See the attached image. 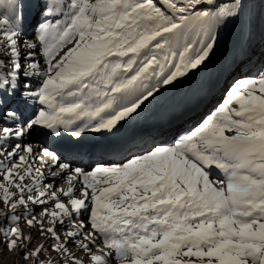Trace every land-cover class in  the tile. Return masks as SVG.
<instances>
[{
	"label": "snow or ice",
	"instance_id": "snow-or-ice-1",
	"mask_svg": "<svg viewBox=\"0 0 264 264\" xmlns=\"http://www.w3.org/2000/svg\"><path fill=\"white\" fill-rule=\"evenodd\" d=\"M252 6L0 0V246L24 264H264V68L193 129L144 139L116 163L83 168L25 143L36 130L75 150L86 133L114 135Z\"/></svg>",
	"mask_w": 264,
	"mask_h": 264
},
{
	"label": "bare ground",
	"instance_id": "bare-ground-1",
	"mask_svg": "<svg viewBox=\"0 0 264 264\" xmlns=\"http://www.w3.org/2000/svg\"><path fill=\"white\" fill-rule=\"evenodd\" d=\"M244 18L245 17H242L241 21H239V24H238L239 27H235L231 30H228L227 34L223 36H221V33L219 34L217 44H216V47L214 48L213 53L202 66H200L196 70L189 72L184 78H182V80L179 83L176 84L175 87H169L167 90H162L159 96H157L155 100L146 102V104L142 106V110H138L139 115H135L134 118H130L128 121L122 122L121 126H119V130L114 135H109L107 133L89 132L90 135L92 134L93 137H95L98 140L108 139L113 136L115 137L127 136L128 135L127 133H130L132 129L137 130L147 125L148 122H154V123H158L157 124L158 127H161V128L165 127L166 129L160 131L158 134L154 136L149 131H144L142 133L137 131L136 134L138 135V140L134 143L141 144L144 139H151L152 137H156L158 139L160 137H165V139L162 138L159 140L171 143L174 139L177 138V136L196 127L207 115H209L212 111L215 110L218 103L216 104V106L212 109V111L209 114H206L205 116L203 115L200 116L201 115L200 113L206 109L207 104L211 103L212 105L216 103L217 95L219 94L221 88L227 83L228 76L242 72L243 67H246L244 68L246 72L242 74L243 76H246V75L255 76L258 69L264 68V53L258 54V55H262L263 58L259 56V58L256 59L257 60L256 63H254L256 60L253 56V52L256 50H259L264 45V13H262V16H260V19L257 18L259 22L256 20L248 21L247 18L246 19ZM37 19L38 17L36 15V10L34 8H29L28 9L29 26L27 28V33L30 31V34H32V30L36 24ZM247 22L250 23L249 24L250 34L247 36L246 31H245L244 33L247 36V38L244 40V42H240L236 40L232 43L230 47L232 57L230 56L229 60L222 64L220 62V56L223 53V51H225L224 49L226 48V45L230 43L229 36L234 35L235 30L237 28H238L237 32L246 30L247 25H248ZM27 33L25 35V39H28L31 37V35L28 36ZM226 38H227V44L222 48L220 52L221 54L219 55L218 60H215L213 62L215 56L218 54ZM256 45H260V47L256 48ZM212 62L214 65L210 73H208L201 79L198 78L197 80L195 79L192 80L195 76L203 75L204 72L206 73L209 65ZM250 62L252 64L254 63L255 65H252V64L248 65L250 64ZM242 75L238 77L237 79L243 77ZM191 80L192 82L190 83ZM184 87L187 89L181 91V89ZM164 96L166 97L165 100H163L159 105H157L155 109H151ZM173 96H177L176 99L173 100L175 102L173 101L169 102V99H171ZM181 105H184V108L181 112H178L179 107ZM162 110L165 111V113H168L170 110H173V111H171L168 114H162ZM165 122H166V125H165ZM31 136H36L40 139H43L47 145V146L45 145V148H48L50 152H53V145H54L55 147L54 150H59V152H56V153L62 154V156L64 155L67 157L71 156V158L77 157V156L68 154V153L72 154L73 150L76 147L75 142L68 141V140H72V138L69 136H64L58 140L55 139L54 141H52V137H49L43 134L41 130L34 131V133ZM25 143L31 144L33 146L32 143L28 142V138L26 139ZM98 146L99 144L89 145V147H91V149L93 150H96ZM40 149L41 147H38V149H34V150L37 153H40ZM125 153L129 154V148L124 150L123 155L116 156L114 158L110 157L108 160H105V161H102L100 159L99 162L100 163L119 162L123 160L122 157L125 155ZM82 156L83 155H80L78 158H81ZM86 156L90 158L89 154ZM92 157L93 156H91V158ZM43 158L49 163L53 162L54 160V156L51 154L45 155ZM95 158H99V157H95ZM76 166L88 168V167H85L84 164H78ZM46 170L47 169H45L46 174L49 172L55 171V169H52V168H50L48 172H46ZM212 171H213L214 179H221V174L218 171H216L215 169H213ZM50 181H51V178L49 177V179L46 182H50ZM59 187H67V185L60 184ZM76 187L77 188L80 187L79 182H77ZM104 250L108 251V249L106 248Z\"/></svg>",
	"mask_w": 264,
	"mask_h": 264
},
{
	"label": "rangeland",
	"instance_id": "rangeland-1",
	"mask_svg": "<svg viewBox=\"0 0 264 264\" xmlns=\"http://www.w3.org/2000/svg\"><path fill=\"white\" fill-rule=\"evenodd\" d=\"M252 8H251V11H250V14H248V15H246L245 16V18L244 19H246L247 18V20L248 21H250V20H256V21H258V19L257 18H259L260 19V16H262V13H264V5L263 4H261L260 3V0H252ZM239 21H241V18L240 19H237V20H233V21H231L225 28H223L221 31H220V33H221V36H223V35H225V34H227V32H228V30H231V29H233V28H235V27H239L238 26V24H239ZM259 22V21H258ZM257 22V23H258ZM248 23V25H247V29L246 30H242V31H238L237 32V29L235 30V33H234V35H232V36H229V41H230V43H228L227 44V38L225 39V41H224V43L222 44V47H221V49L219 50V52H218V54L215 56V58H214V60H213V62L215 61V60H218V57H219V55L221 54L220 52H221V50H222V48L226 45V48L224 49L225 51H223V53L221 54V56H220V62L223 64L224 62H226V61H228L229 60V58H230V56L232 55V53H231V45H232V43L234 42V41H240V42H244V40L247 38V36L250 34V26H249V22H247ZM233 26V27H232ZM246 31V35H245V32ZM29 33V34H28ZM27 33V35L28 36H30V35H32V34H30V31ZM220 36V37H221ZM260 47V45H256V48H259ZM264 53V45L259 49V50H256V51H254L253 52V56H254V58H255V60L257 59V58H259V56L261 57V58H263V56L262 55H258V54H263ZM253 56H251V57H253ZM258 56V57H257ZM232 57V56H231ZM251 59V58H250ZM263 61V60H262ZM213 62L209 65V67H208V70H207V72L205 73H203V75H197V76H195L192 80H197L198 78L199 79H201V78H203L205 75H207L208 73H210L211 72V70H212V68H213ZM252 62H253V60H252ZM257 62V60L254 62V63H256ZM252 64L251 62H250V64H248V65H255V64ZM244 68H246V67H243L242 68V72H239V73H236V74H233V75H230V76H228L227 77V83L221 88V90H220V92H219V94L217 95V99H216V103H214V104H212L211 105V103H209V104H207V107H206V109L203 111V112H201L200 114V116H204V115H206V114H209L211 111H212V109L216 106V104L218 103H220L223 99H224V96H225V92H226V90L228 89V87L235 81V79L236 78H238V77H240V75H242L244 72H246V70L244 69ZM245 70V71H244ZM202 73V72H201ZM243 76V75H242ZM192 80L190 81V83L192 82ZM189 83V84H190ZM188 84V85H189ZM187 85V86H188ZM187 86H185V87H187ZM182 88L181 89V91H183V90H185V89H187V88ZM172 96V95H171ZM171 96H169V97H171ZM176 97L177 96H173L171 99H169V102H171V101H173V100H175L176 99ZM165 96L164 97H162L151 109H155L156 107H157V105H159L163 100H165ZM173 102H175V101H173ZM181 109L183 108V105H181V107H180ZM150 110V109H149ZM171 111V110H170ZM169 111V112H170ZM147 112V111H146ZM168 112V113H169ZM168 113H165V111H163L162 110V114H168ZM157 116V115H156ZM175 131H176V129H175ZM173 133H175V132H173ZM162 138H164L165 139V137H160L159 139H162ZM50 170V168H47V170H46V172H48ZM4 249L2 248V246H0V252H4V254L2 255V256H0V264H24V262H23V260L20 258V256H19V250H17L16 252H6L5 250L3 251ZM105 251V250H104ZM29 264H31V262H29Z\"/></svg>",
	"mask_w": 264,
	"mask_h": 264
}]
</instances>
